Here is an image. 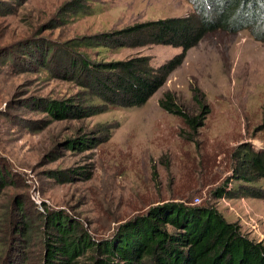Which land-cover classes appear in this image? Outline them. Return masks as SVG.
Masks as SVG:
<instances>
[{"label": "rangeland", "instance_id": "374dc122", "mask_svg": "<svg viewBox=\"0 0 264 264\" xmlns=\"http://www.w3.org/2000/svg\"><path fill=\"white\" fill-rule=\"evenodd\" d=\"M190 9L186 0H0V170L11 183L0 186V264L88 262L92 251L71 263L56 253V216L101 244L181 198L264 246V180L236 176L241 150L264 153V43L244 30L207 35L144 105L113 106L97 83L116 61L157 67L181 52L115 32ZM167 92L191 115L205 107L193 140L159 105Z\"/></svg>", "mask_w": 264, "mask_h": 264}, {"label": "trees", "instance_id": "16d2710c", "mask_svg": "<svg viewBox=\"0 0 264 264\" xmlns=\"http://www.w3.org/2000/svg\"><path fill=\"white\" fill-rule=\"evenodd\" d=\"M186 1L191 4V9L184 16L150 20L115 32L126 36L135 46L148 41L180 48L181 52L157 67L151 66L144 57L106 65L112 75L97 83L105 88L113 106L144 105L180 65L186 52L211 33L244 30L264 43V0ZM81 64L92 70L86 60L82 59ZM50 105L53 111L61 106L65 108L63 104L49 103L47 106ZM159 105L166 112L179 116L183 126L191 130V133L180 131L185 133L183 138L187 140H193V135L204 126V106L201 107L202 115H191L175 102L170 92L164 94ZM239 156L238 178L248 184L264 180V153L246 146ZM4 172L5 175L0 170V186L11 184L9 174ZM223 192L227 194L225 188L218 191L219 195ZM242 194L247 195V191ZM190 203L191 199L181 198L178 202L168 201L152 207L156 209L155 214L150 212L123 228L118 240L101 244L76 236L77 222L72 224L61 214L52 224L56 232L53 240H61L56 253L64 256L61 259L66 263H71L82 252L92 251L94 255L82 264H120V261L142 264L141 260L150 264H264V246L242 236L236 225L228 223L216 210ZM16 208L22 214L21 203ZM165 226L175 229L176 234L169 235ZM50 236L54 237L53 234ZM181 248L184 251H180Z\"/></svg>", "mask_w": 264, "mask_h": 264}]
</instances>
